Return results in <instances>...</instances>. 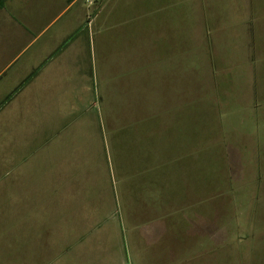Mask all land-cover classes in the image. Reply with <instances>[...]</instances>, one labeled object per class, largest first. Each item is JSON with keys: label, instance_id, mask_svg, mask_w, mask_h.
Wrapping results in <instances>:
<instances>
[{"label": "rangeland", "instance_id": "1", "mask_svg": "<svg viewBox=\"0 0 264 264\" xmlns=\"http://www.w3.org/2000/svg\"><path fill=\"white\" fill-rule=\"evenodd\" d=\"M66 2L0 9V264H264V0H79L60 14ZM180 4L182 104L164 110L171 100L153 87L147 62L152 33L130 31L162 14L137 20L131 10ZM78 22L82 88L23 90L34 37ZM131 135L151 137L163 159L191 150L170 143L193 139L209 199L129 206ZM165 216L178 224L164 236L184 247L177 257L144 236L146 220ZM190 218L198 232L209 223L211 240L190 232Z\"/></svg>", "mask_w": 264, "mask_h": 264}, {"label": "crops", "instance_id": "2", "mask_svg": "<svg viewBox=\"0 0 264 264\" xmlns=\"http://www.w3.org/2000/svg\"><path fill=\"white\" fill-rule=\"evenodd\" d=\"M78 1L67 0L60 14L76 5ZM131 11L133 15L138 16L137 20L141 18L148 19V16L156 13L162 14L159 22L154 20L151 26L148 23L133 24L130 31L135 37L141 36L143 30H145L146 35L147 32L149 35L152 33V36L147 38L148 45L151 48L148 51L149 60L147 62L152 66L149 72L153 87L159 90L161 98L171 100L170 103L166 101L165 108H162L164 110H175L182 104L178 102V99L180 94L179 79L180 74H182L180 69L182 60L180 40L184 33L183 4L172 7H160L156 10L149 9L147 6L141 9L135 7ZM86 28H88V25ZM99 28L97 27V29ZM20 29L25 30L23 28ZM43 32L44 30L42 29L33 39L36 51L31 62V69L22 79L21 88L24 90L31 85L34 94L42 93V90L43 92H47V90L50 92L55 87H61L65 90L71 85H74L77 89L82 88L81 80L85 74L83 73V63L86 62L85 57L82 55V41H80L81 32H83L82 23L78 22L74 27L68 28L66 32L57 33L44 41L41 40ZM74 80L76 81L74 82ZM160 84L161 87L159 86ZM133 123L135 124L136 122L133 120L129 123L132 128H134ZM131 131L133 130L131 129ZM172 139L174 142V138ZM176 140L178 139L176 138ZM181 142L175 141L170 143V145H174L175 148L178 146L182 147L188 143L191 150L179 151L178 155L173 156L172 159H163L154 153L152 149L154 140L151 137L144 135L129 136L130 153L128 162L131 174L129 206L136 208H175L178 205L194 206L199 204L201 202L199 197H203L204 202L209 199L211 192L210 181L197 182L198 178L196 176L199 175L194 173L195 165H199V159L194 151V140L185 136ZM166 164H169V166ZM180 167L184 168L185 171L179 170L178 168ZM185 173L186 177H182L181 182L179 179L172 177V174L181 175ZM204 184L206 185L203 188L202 185ZM196 220L191 218L188 220L191 229H193V224L196 223ZM155 222L158 224V222L162 221H154L153 218L146 220L143 225L144 236L146 235V238L150 237L152 243L156 245L161 242L162 249L163 251L165 250L167 257H177L180 254H184V247L180 243H178L177 247L171 246L168 244V240L166 243V237H164H168V230L175 229V231H179L178 224L176 226L169 225V222L172 224L177 222L170 217L168 218V216H165V220L163 217L162 227L159 224H155ZM204 227L205 230L201 232L194 229L190 230V232L195 231L200 237L201 233L204 232L206 239L211 240L209 223H206ZM196 228L199 227L196 225ZM196 244L198 248L204 245L200 241H195ZM180 248L182 249L181 251ZM186 250L187 246H185V254ZM211 252V248L205 249L206 254L210 255Z\"/></svg>", "mask_w": 264, "mask_h": 264}, {"label": "trees", "instance_id": "3", "mask_svg": "<svg viewBox=\"0 0 264 264\" xmlns=\"http://www.w3.org/2000/svg\"><path fill=\"white\" fill-rule=\"evenodd\" d=\"M6 1L7 0H0V9L5 7Z\"/></svg>", "mask_w": 264, "mask_h": 264}]
</instances>
